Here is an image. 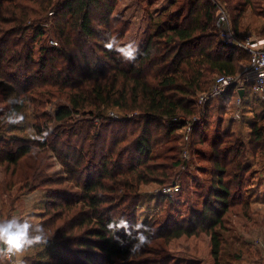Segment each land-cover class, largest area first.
I'll use <instances>...</instances> for the list:
<instances>
[{
	"label": "trees",
	"instance_id": "16d2710c",
	"mask_svg": "<svg viewBox=\"0 0 264 264\" xmlns=\"http://www.w3.org/2000/svg\"><path fill=\"white\" fill-rule=\"evenodd\" d=\"M117 2L0 0V85L11 88L14 101H23L0 112V166L19 181V191L42 190L35 224L44 225L49 237L46 245L25 250L27 264H223V233L230 222L225 217L237 207L249 209L239 205L251 169L248 153L264 150V98L248 87L236 120L234 89L204 106L199 95L218 76L240 75L251 63L247 51L221 38L218 6L227 11L234 34L243 37L248 12L254 16L264 0H169L133 59L117 51L130 30L115 14ZM259 18L257 32L264 36V16ZM49 20L58 47L48 43L43 24ZM113 36L118 45L109 48ZM56 100L64 104L46 111ZM13 109L26 120L32 109L37 139L7 137L17 129L5 120ZM213 110L225 114L221 127L227 128L211 138L205 128ZM189 124L191 150L206 160L201 173L210 180L195 183L196 193L207 192L201 208L177 220L171 195L163 191L189 166L176 161L178 147L171 144ZM245 125L249 149L242 140ZM47 151L68 164L63 175L45 173ZM150 184L162 188L159 194L144 192ZM181 189L177 196L186 185ZM152 203L154 216L139 223L144 205L156 208ZM121 217L148 229L151 243L133 252L131 228L130 235L115 231L118 242L113 230Z\"/></svg>",
	"mask_w": 264,
	"mask_h": 264
},
{
	"label": "rangeland",
	"instance_id": "374dc122",
	"mask_svg": "<svg viewBox=\"0 0 264 264\" xmlns=\"http://www.w3.org/2000/svg\"><path fill=\"white\" fill-rule=\"evenodd\" d=\"M169 0H122L117 2V12L118 15L122 13L126 16V19H129L132 23L131 36L130 39L138 41H127V43H133L135 49L139 46V38L136 36H141L145 28L148 26L151 17L154 19L157 18L160 9L163 5L168 3ZM128 5V6H127ZM127 6V8H125ZM254 16H251V13L248 12V17L245 20V36H253L255 38H264L261 36L257 30L262 18H259L260 15L264 16V3L261 8L254 13ZM260 19V20H259ZM49 20L43 24V27L48 31V43L51 41H56L53 35L52 24ZM47 25V26H46ZM143 38V35L141 36ZM140 37V38H141ZM141 38V39H142ZM129 39V40H130ZM51 45V44H50ZM38 45H36L37 49ZM38 55H36L37 57ZM14 94L11 88L2 84L0 85V112H5L8 109L12 102L14 101ZM260 98V97H259ZM262 99V98H261ZM63 100H56L52 102V105L47 108L52 112L51 107L55 108L59 105H63ZM113 111L111 110L108 115L111 119ZM116 114V112H114ZM113 113V114H114ZM27 120L23 118L20 122L16 123L17 129L14 133L7 136L8 138L12 137H23L27 139H32L36 137L35 130L33 129V124L37 123L34 115H32V109L27 111ZM221 116L225 117L224 113H217L215 110L212 111L210 116L209 125L205 128V133H208L212 138L216 129L225 130L227 124H223L221 127ZM229 120V118L226 116ZM250 122L253 119V116H249ZM49 122V118L46 119ZM224 121V120H223ZM228 122V121H226ZM45 127L47 124L44 120L41 122ZM49 124V123H48ZM249 124V123H248ZM247 125H245V130L243 131L242 140L244 141L247 149H249V134L247 130ZM237 127V126H236ZM203 131V128H202ZM201 131V133H202ZM185 135L178 142H171L173 145H177L178 153L173 154L176 161L181 160V162L189 163V166H182L178 170V182L174 184L179 187L180 192H182V185H186L183 196H177L176 192L168 193L171 195L174 205L173 216L180 220L181 218H187L192 210H198L201 208L203 201L207 198L206 189L198 190L196 193V182H209L210 176L204 175L201 173V169L207 167V162L205 159H201L196 156L195 148L191 150V140L189 132H182ZM15 135V136H14ZM189 135V136H188ZM200 135L197 136L199 139ZM198 149H207L208 145L205 146H196ZM248 163L251 167L250 172L247 174L246 186L243 190V200L239 205L248 204L249 209L247 211L241 210L240 207L235 208L233 213L227 214L225 219H229L230 222L227 225L228 230L224 231V245L222 249V258L223 264H264V150L258 152L256 156L248 153ZM68 168V164H65L62 160H59L54 153L47 151L43 158V170L49 177H56L58 175H63L65 169ZM187 175H190V179L187 178ZM19 181L16 178L11 177V173H6L4 168L0 166V205L3 208V214L1 215L0 220L8 219L10 217L16 216L18 218H25L27 216L33 217L32 222H38V218H35L37 213H40V208L38 206L40 199V191L29 192L28 190L19 191V186L17 185ZM206 183V188H207ZM172 186V187H175ZM64 189L69 188L70 186H59ZM176 187V188H177ZM145 193L148 194H159V190L162 188L156 184H150L143 188ZM169 190V188H166ZM77 192V191H76ZM180 194V193H179ZM147 197V196H145ZM150 205H144V214H140L138 217V222L143 223L145 219L148 221L152 219L155 212L157 211V204L152 203L151 206L155 209L149 211L147 209ZM165 210L163 217L166 215L168 204L165 205ZM239 209V210H238ZM38 215V214H37ZM169 213L167 214V216ZM172 215V214H171ZM162 224H166V218H162ZM30 254L26 251H23L21 254L11 256L12 261H8L5 257H0V264H27V258ZM130 260V259H129Z\"/></svg>",
	"mask_w": 264,
	"mask_h": 264
},
{
	"label": "built area",
	"instance_id": "2783aa9c",
	"mask_svg": "<svg viewBox=\"0 0 264 264\" xmlns=\"http://www.w3.org/2000/svg\"><path fill=\"white\" fill-rule=\"evenodd\" d=\"M217 27L220 29L221 38L227 45H234L247 51L251 56V63L243 73L237 76L220 75L216 78L213 88L208 93L199 95V104L204 106L209 101L214 100L230 89H234L237 94L236 106L237 110L232 115L238 120L240 116L241 98L240 92L245 91L248 87L252 93L260 98H264V38H255L253 36L238 37L234 34L231 26L230 17L224 7L218 6ZM50 44L58 47V43L51 41ZM111 117L114 119L116 115L113 113ZM191 131L190 124L187 132ZM175 186V185H174ZM171 187L169 190L164 189V193L168 194L179 192V187ZM12 261L11 257L0 255Z\"/></svg>",
	"mask_w": 264,
	"mask_h": 264
},
{
	"label": "clouds",
	"instance_id": "9594fccd",
	"mask_svg": "<svg viewBox=\"0 0 264 264\" xmlns=\"http://www.w3.org/2000/svg\"><path fill=\"white\" fill-rule=\"evenodd\" d=\"M118 42L113 36L109 39L107 47L111 48L117 46ZM117 51L121 52L126 58L132 59L135 54V46L133 43L127 44L125 47H118ZM22 99H17L13 103L20 104ZM23 119V116L16 112L14 109L6 114L5 120L9 124H16ZM33 217L27 216L23 219L16 216L10 217L8 219L0 220V255L6 257H11L14 255H19L26 249L32 248L36 245L47 244L48 243V229L42 224H35L32 222ZM108 227L113 229V224H109ZM120 228L125 229L126 234H131L129 229L135 231V236L133 239L135 243L133 244L132 251L137 252L145 245L151 243L148 234V229L144 228L140 224L129 225L126 218L121 217L115 222V229L113 230V237L115 236V231ZM143 229V230H141ZM122 243V242H121Z\"/></svg>",
	"mask_w": 264,
	"mask_h": 264
},
{
	"label": "crops",
	"instance_id": "0c3cea01",
	"mask_svg": "<svg viewBox=\"0 0 264 264\" xmlns=\"http://www.w3.org/2000/svg\"><path fill=\"white\" fill-rule=\"evenodd\" d=\"M120 1H122V0H118V4H119V2ZM167 4V3H166ZM128 6V5H127ZM127 6L125 7V8H127ZM118 7V6H117ZM117 7H116V11H117ZM157 12H159V14H158V16H157V18H153V17H151V20H150V22H149V24H148V26L145 28V30H144V32L141 34V36L143 35V38L139 35V36H136V38H139V42H140V44H139V46H137V49H136V51H135V54H134V58L137 56V54L139 53V51H140V49H141V47H142V45H143V43H144V41H145V39H146V37H147V35H148V33L150 32V29H151V31L154 29V25H156L159 21H160V18L162 17V15H163V13H165V5H163L162 7H161V9L159 10V11H157ZM116 16L119 18V19H121V20H124V21H127V22H129L130 23V29L132 28V23H131V21L129 20V19H126V16L122 13L121 15H118L117 14V12H116ZM131 34V31L129 30V32H128V34L126 35V37H125V39L122 41V43L119 45V47H125L128 43H127V41H138V40H134V38L133 39H130V35ZM142 39H141V38ZM130 39V40H129ZM122 54V53H121ZM123 55V54H122ZM133 59V58H132ZM247 69V68H246Z\"/></svg>",
	"mask_w": 264,
	"mask_h": 264
},
{
	"label": "water",
	"instance_id": "95a60500",
	"mask_svg": "<svg viewBox=\"0 0 264 264\" xmlns=\"http://www.w3.org/2000/svg\"><path fill=\"white\" fill-rule=\"evenodd\" d=\"M242 95H243V91L240 92V96H241V97H242Z\"/></svg>",
	"mask_w": 264,
	"mask_h": 264
}]
</instances>
